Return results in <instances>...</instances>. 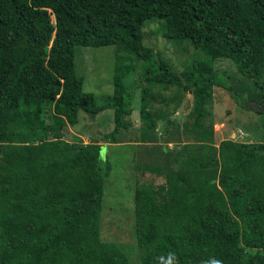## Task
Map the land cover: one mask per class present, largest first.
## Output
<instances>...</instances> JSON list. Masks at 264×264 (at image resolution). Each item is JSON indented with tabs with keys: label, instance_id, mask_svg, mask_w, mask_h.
I'll list each match as a JSON object with an SVG mask.
<instances>
[{
	"label": "trees",
	"instance_id": "16d2710c",
	"mask_svg": "<svg viewBox=\"0 0 264 264\" xmlns=\"http://www.w3.org/2000/svg\"><path fill=\"white\" fill-rule=\"evenodd\" d=\"M153 18L166 39L185 40L205 58L173 71L143 44ZM109 44L140 63L118 58L112 94L96 104L75 72L74 46ZM224 58L254 96L217 71ZM136 67L144 84L135 143L158 160L142 169L164 179L134 188L140 264H264V142H217L208 120L215 86L245 109H254L251 100L264 108V0H0V264H128L122 246L100 236L112 169L100 150L128 126L138 80L127 77ZM153 86L193 95V121L182 126L191 140L164 128L165 144L151 145L157 119L168 117L148 109ZM106 108L114 128L104 144L70 131L80 111Z\"/></svg>",
	"mask_w": 264,
	"mask_h": 264
},
{
	"label": "rangeland",
	"instance_id": "374dc122",
	"mask_svg": "<svg viewBox=\"0 0 264 264\" xmlns=\"http://www.w3.org/2000/svg\"><path fill=\"white\" fill-rule=\"evenodd\" d=\"M142 32L143 44L160 53L175 72H181L194 61L205 58L202 50L193 48L185 40L175 43L166 39L160 29V20L157 18L147 21ZM118 58L125 64L137 65L140 63L133 54L117 51L114 44L93 47L74 46L75 72L83 77L82 90L91 93L96 104L105 103L107 97L112 94L114 68ZM227 59L219 61L220 66H217V71L223 74V78H226V75H232L234 80L229 79L230 85H234V88L239 92L245 91L248 95L254 96L252 82L242 76L236 70L233 62L230 59L227 61ZM138 72L139 68L136 67L127 77V83L135 79L138 80L132 111L126 117L129 122L128 126L118 135L119 142L117 144L104 145L100 150V158L103 161L107 158L112 164L111 172L105 179V194L100 214V236L104 241L120 244L126 254L128 264H140L141 254L135 244L133 231L134 188L140 183H153L154 186H157L164 180L162 176L142 169V166L146 164L156 165L158 160L154 156V152L146 151L144 144L135 143L140 135L141 125L140 92L142 86L140 85L144 84L140 79L142 78L141 74ZM262 80H264V74ZM151 91L154 94L149 98L148 109L151 114L156 118L160 113H165L168 116L161 120L157 119V139L156 141L149 140L154 142L151 145L157 147L161 143L165 144L161 138L164 128H168L170 134L173 133L176 138H180L181 143L191 140V137L185 134L182 126L184 123L193 121V95L183 91L178 94L176 86H170L168 89L153 86ZM261 102L256 103L251 100L250 105L254 109H245L231 97L226 89L215 86L208 103L210 111L208 120L213 123L216 141L232 138L264 142V113L256 111L257 109L264 110ZM168 122L172 124H168ZM113 128L114 110L106 108L96 115L80 111L78 122L69 129L73 134L81 137L85 143L97 139L103 143V135L112 131ZM232 132L236 134L235 137L231 136ZM131 142L132 144H130ZM169 146L171 147L172 143H169ZM154 151L156 152V150Z\"/></svg>",
	"mask_w": 264,
	"mask_h": 264
},
{
	"label": "clouds",
	"instance_id": "9594fccd",
	"mask_svg": "<svg viewBox=\"0 0 264 264\" xmlns=\"http://www.w3.org/2000/svg\"><path fill=\"white\" fill-rule=\"evenodd\" d=\"M215 264H219V262L217 261V262H215Z\"/></svg>",
	"mask_w": 264,
	"mask_h": 264
},
{
	"label": "crops",
	"instance_id": "0c3cea01",
	"mask_svg": "<svg viewBox=\"0 0 264 264\" xmlns=\"http://www.w3.org/2000/svg\"><path fill=\"white\" fill-rule=\"evenodd\" d=\"M233 133H234V132L231 133V136L233 135ZM235 136H236V134H235Z\"/></svg>",
	"mask_w": 264,
	"mask_h": 264
},
{
	"label": "water",
	"instance_id": "95a60500",
	"mask_svg": "<svg viewBox=\"0 0 264 264\" xmlns=\"http://www.w3.org/2000/svg\"><path fill=\"white\" fill-rule=\"evenodd\" d=\"M233 137H235V133H233V135H232Z\"/></svg>",
	"mask_w": 264,
	"mask_h": 264
}]
</instances>
